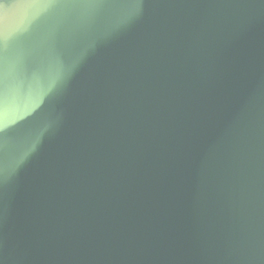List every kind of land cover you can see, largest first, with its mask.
I'll use <instances>...</instances> for the list:
<instances>
[{"label":"water","instance_id":"water-1","mask_svg":"<svg viewBox=\"0 0 264 264\" xmlns=\"http://www.w3.org/2000/svg\"><path fill=\"white\" fill-rule=\"evenodd\" d=\"M0 264H264V0H0Z\"/></svg>","mask_w":264,"mask_h":264}]
</instances>
